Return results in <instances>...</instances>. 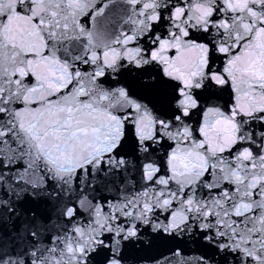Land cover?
Segmentation results:
<instances>
[{
  "label": "snow or ice",
  "instance_id": "1",
  "mask_svg": "<svg viewBox=\"0 0 264 264\" xmlns=\"http://www.w3.org/2000/svg\"><path fill=\"white\" fill-rule=\"evenodd\" d=\"M0 264H264V0H0Z\"/></svg>",
  "mask_w": 264,
  "mask_h": 264
}]
</instances>
